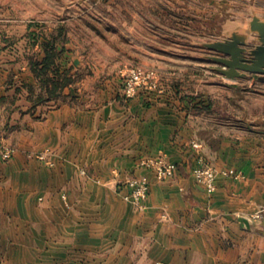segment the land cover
<instances>
[{"label": "crops", "instance_id": "crops-1", "mask_svg": "<svg viewBox=\"0 0 264 264\" xmlns=\"http://www.w3.org/2000/svg\"><path fill=\"white\" fill-rule=\"evenodd\" d=\"M120 7L124 54L145 59L127 62L121 76L110 65L89 73L67 51L58 63L74 82L40 105L47 90L31 61L44 59L45 40L30 20L0 18V140L17 149L0 161V264H264V217L255 218L264 209V131L224 124L215 96L184 92L170 73L176 56H205L196 40L209 20L230 9L247 29L255 14L264 17V0ZM134 65L159 70L161 90L125 97L124 75ZM225 79L218 83H238ZM193 141L209 164L240 177L219 175L207 193L192 176ZM161 153L178 166L174 180L157 181L141 165ZM133 176L151 182L143 210L124 199Z\"/></svg>", "mask_w": 264, "mask_h": 264}, {"label": "rangeland", "instance_id": "rangeland-1", "mask_svg": "<svg viewBox=\"0 0 264 264\" xmlns=\"http://www.w3.org/2000/svg\"><path fill=\"white\" fill-rule=\"evenodd\" d=\"M121 1L0 0V18L30 20L33 28L39 32L38 36L45 41L56 39L57 50L62 51L61 57L67 51L70 53L68 55L70 63L76 60L75 64H83L89 73H92L93 70L97 72L110 65L119 69L117 72L121 76L127 62L133 61L135 58L145 59L146 57L124 54L128 50L129 42L121 38L120 33L122 25L120 23ZM127 8L123 7L124 10ZM131 9L135 11L137 8L132 7ZM140 10L148 15L152 13L150 8H141ZM234 18L235 14L230 9L225 10L222 20L219 18L209 20L206 36H201L196 41L207 43L227 38L229 32L239 29ZM246 25L249 28V24ZM248 28L242 27L244 30H248ZM203 44L200 45V48L206 51L205 56L201 57L198 50H193L192 54L186 57L176 56L174 61L176 65L170 72L176 79L175 85L182 86L184 92L195 93L198 91L205 92L206 96H209L207 94L215 96L212 109L220 117V120L224 121V124H236L242 128L252 127L264 131V75L252 79L249 76L253 74H249L248 77L237 80V84L225 81L229 82L227 83L228 87L219 84L218 82L226 80V77L217 71L221 66L209 59V56L218 54L206 49ZM184 60L186 68L182 70ZM211 64L218 65L214 72L210 68ZM133 67H143L156 72L159 82L158 90H161L163 81L159 70L144 65H134L129 67L128 71ZM86 72H81L79 79L83 78ZM126 74L124 75L123 94L128 97L125 90ZM1 143L5 146H13L17 152L13 144L4 140H0ZM38 158L45 159L43 155H39ZM5 249L7 250L6 247Z\"/></svg>", "mask_w": 264, "mask_h": 264}, {"label": "built area", "instance_id": "built-area-1", "mask_svg": "<svg viewBox=\"0 0 264 264\" xmlns=\"http://www.w3.org/2000/svg\"><path fill=\"white\" fill-rule=\"evenodd\" d=\"M126 78L125 90L128 97H134L141 88L149 90H158L159 88L156 72L146 70L143 67L131 68L127 72ZM191 146L197 154V165L192 169V176L196 184L203 187L207 193L212 194L217 190L219 175L240 177V174H236L234 170H218L215 166L209 164L201 155V150L203 149L201 142L193 141ZM15 153L16 150L13 146L0 144V161H10ZM141 165L151 170L155 174L157 181L167 182L176 178L178 166L170 162L164 153H161L156 158L144 160ZM126 186L129 191L124 195V199L133 204L138 210H143L151 187L149 178L147 176L130 177L126 181ZM263 217L264 209L255 215V218L258 219Z\"/></svg>", "mask_w": 264, "mask_h": 264}, {"label": "water", "instance_id": "water-1", "mask_svg": "<svg viewBox=\"0 0 264 264\" xmlns=\"http://www.w3.org/2000/svg\"><path fill=\"white\" fill-rule=\"evenodd\" d=\"M203 47L218 54L209 59L221 66L217 71L229 80L264 75V17L255 14L248 30H233L227 38L204 43Z\"/></svg>", "mask_w": 264, "mask_h": 264}, {"label": "trees", "instance_id": "trees-1", "mask_svg": "<svg viewBox=\"0 0 264 264\" xmlns=\"http://www.w3.org/2000/svg\"><path fill=\"white\" fill-rule=\"evenodd\" d=\"M45 57L43 60H32V69L41 80L42 86L47 90L48 97H39L36 105L49 102L59 96L63 90L74 82V77L70 76V71H61L59 60L62 51L57 50L56 39L46 40L43 43ZM53 74V76L51 75Z\"/></svg>", "mask_w": 264, "mask_h": 264}]
</instances>
